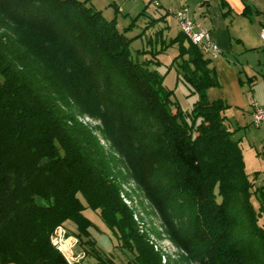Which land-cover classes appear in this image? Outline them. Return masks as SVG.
Masks as SVG:
<instances>
[{"label": "trees", "instance_id": "trees-1", "mask_svg": "<svg viewBox=\"0 0 264 264\" xmlns=\"http://www.w3.org/2000/svg\"><path fill=\"white\" fill-rule=\"evenodd\" d=\"M145 10L119 29L118 10L108 19L92 0H0V264H69L51 242L66 221L96 264H115L90 238L85 208L135 264H162L120 198L119 170L95 129L125 157L186 260L264 264V185L245 173L227 105L208 96L219 85L212 58L179 29L166 37ZM172 46L170 66L195 96L189 110L164 84L169 70H157ZM181 198L185 224L174 207ZM242 229L260 250L236 238Z\"/></svg>", "mask_w": 264, "mask_h": 264}, {"label": "crops", "instance_id": "crops-1", "mask_svg": "<svg viewBox=\"0 0 264 264\" xmlns=\"http://www.w3.org/2000/svg\"><path fill=\"white\" fill-rule=\"evenodd\" d=\"M126 5L127 0H107L104 9L110 15L118 10L121 15L122 7ZM150 6L154 10H150ZM144 7L148 16L159 19L158 25L165 28L166 37L178 33L175 13L181 7H186L191 17L207 30L209 38L220 50L211 62L219 85L208 88V96L221 99L227 105L224 115L228 127L234 131L233 138L234 135L248 137L249 148L256 151L250 161L259 157L264 160V127L254 126L251 119V103L255 101L264 106V44L259 36L264 28V1L142 0L137 5L130 2L124 7L125 14L130 17L133 9L139 13ZM101 11L104 15L102 8ZM236 139L240 145V140ZM241 151L246 169L247 160L242 148ZM260 159L252 171L260 179V185H264V161L261 165ZM75 250L82 251L79 245ZM105 255L115 264H135L133 254H126L125 262H117L112 256ZM89 256L85 254L78 264H85Z\"/></svg>", "mask_w": 264, "mask_h": 264}, {"label": "rangeland", "instance_id": "rangeland-1", "mask_svg": "<svg viewBox=\"0 0 264 264\" xmlns=\"http://www.w3.org/2000/svg\"><path fill=\"white\" fill-rule=\"evenodd\" d=\"M140 1L142 0H127L126 6H128L130 2H135V4L137 5V2L140 3ZM106 2L107 0H92V5L94 6V8H97L99 10H101L102 8L104 16L110 19L114 16V13L110 15V13L105 11L104 4ZM124 7H122V14L120 15L118 13L119 29H121L124 24L127 25L131 21V18L138 14V11H135V9H133L130 13V17H125L126 9ZM150 10H154L153 6H150ZM143 41L145 43L144 39ZM143 41L137 40L131 45V49L133 50L134 48L140 47ZM177 53V46H172L168 48L165 53L159 54L158 60L160 61V64L157 67V70L160 74H164L167 69L169 70V72L165 75L163 82L168 88H172L174 90L173 99L176 101L177 105L180 106V108L183 110H189L192 106L193 101L195 100V96L189 95V90L185 82L177 72V66H170L171 60ZM1 80L2 75L0 74V81ZM79 120L86 124L88 127H91L93 131L95 129V126L98 124L97 121L87 116H81ZM95 133L98 135L101 146L103 147V150L105 151L107 156L109 158L112 157L115 171L119 170L120 175L119 177H117L118 179L116 178V181L119 184V195L122 202L131 211L132 218L138 227L139 233L145 235L148 239V243L151 244L153 249L160 254L161 263L175 264L176 262H182L183 264H197L190 259L186 260L185 258L188 257L187 252L172 241L167 231L166 224L162 220L160 213L148 198V196L145 194L140 184H138V182L134 179L132 170L128 166L125 157L114 148L110 141L103 138V136H100L99 132L96 129ZM236 138L240 140V146L247 160V168L244 169L247 177L254 182L255 186H261V183L259 182L260 179L258 177L256 178V174L254 173V171H252V168L256 166V163H258L260 157L256 160L252 159L251 162L250 157L253 154L256 155V151L249 148L248 137H244L243 135L238 137L234 135V139ZM263 161L264 160L260 159L261 165ZM178 201L180 205L177 204L174 205V207L178 208V214L181 216L180 219L185 224L187 222V215L189 212V203H187V201L182 198ZM252 203L255 207L259 206V201L256 197H252ZM83 214L92 222V225H90L88 231L89 236L95 243L96 248L103 254L112 256V258L117 262H125L126 254L131 256L132 253L127 248H123L121 246L116 231L110 229L102 221L98 211L91 208H85L83 210ZM244 224L246 225L245 222ZM60 227V230L62 232H66V238L76 237V226L71 221L64 222L63 226ZM236 233V238L240 239L242 244L247 246L248 244H250L252 245V248L254 250H260L257 241L255 239L251 240L248 234L244 232V229H242L241 232L239 231ZM85 264H96L95 259L89 256L86 258Z\"/></svg>", "mask_w": 264, "mask_h": 264}, {"label": "built area", "instance_id": "built-area-1", "mask_svg": "<svg viewBox=\"0 0 264 264\" xmlns=\"http://www.w3.org/2000/svg\"><path fill=\"white\" fill-rule=\"evenodd\" d=\"M264 1V0H263ZM175 19L179 31L193 44L199 47L212 59L220 54L218 46L211 41L207 30L194 20L186 7L179 8L175 13ZM259 36L264 44V28L260 30ZM252 124L256 127H264V106L253 101L251 103ZM57 227L52 236L53 246L63 254L69 264H78L85 256L83 251L76 252L78 240L76 237H65L66 232Z\"/></svg>", "mask_w": 264, "mask_h": 264}]
</instances>
